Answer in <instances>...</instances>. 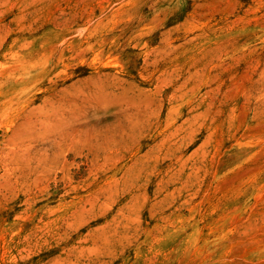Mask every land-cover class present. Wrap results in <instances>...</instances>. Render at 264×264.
Instances as JSON below:
<instances>
[{"label": "rangeland", "instance_id": "374dc122", "mask_svg": "<svg viewBox=\"0 0 264 264\" xmlns=\"http://www.w3.org/2000/svg\"><path fill=\"white\" fill-rule=\"evenodd\" d=\"M0 264H264V0H0Z\"/></svg>", "mask_w": 264, "mask_h": 264}]
</instances>
